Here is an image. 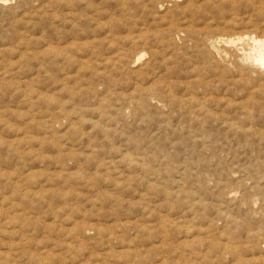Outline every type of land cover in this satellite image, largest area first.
Instances as JSON below:
<instances>
[{"label": "rangeland", "instance_id": "374dc122", "mask_svg": "<svg viewBox=\"0 0 264 264\" xmlns=\"http://www.w3.org/2000/svg\"><path fill=\"white\" fill-rule=\"evenodd\" d=\"M253 38L264 0H0V264H264Z\"/></svg>", "mask_w": 264, "mask_h": 264}, {"label": "bare ground", "instance_id": "6f19581e", "mask_svg": "<svg viewBox=\"0 0 264 264\" xmlns=\"http://www.w3.org/2000/svg\"><path fill=\"white\" fill-rule=\"evenodd\" d=\"M244 59H245V62L248 65H250L252 68L264 70V39H254L253 38L252 48L249 52L244 54ZM253 199H256V198H253Z\"/></svg>", "mask_w": 264, "mask_h": 264}]
</instances>
